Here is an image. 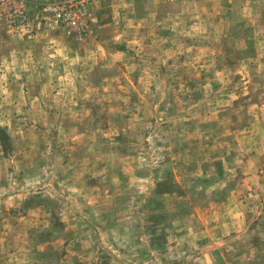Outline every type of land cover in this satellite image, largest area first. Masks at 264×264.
Listing matches in <instances>:
<instances>
[{"label": "rangeland", "instance_id": "obj_1", "mask_svg": "<svg viewBox=\"0 0 264 264\" xmlns=\"http://www.w3.org/2000/svg\"><path fill=\"white\" fill-rule=\"evenodd\" d=\"M25 1L32 28L0 24V264H264V0H97L72 34L46 11L68 0Z\"/></svg>", "mask_w": 264, "mask_h": 264}, {"label": "built area", "instance_id": "obj_2", "mask_svg": "<svg viewBox=\"0 0 264 264\" xmlns=\"http://www.w3.org/2000/svg\"><path fill=\"white\" fill-rule=\"evenodd\" d=\"M97 0H68L64 3L52 4L46 9L56 21V25L64 27L66 32L82 33L89 20L88 5ZM25 0H0V24L21 25L29 30L36 19L28 12ZM91 2V3H90ZM50 10V11H49Z\"/></svg>", "mask_w": 264, "mask_h": 264}, {"label": "crops", "instance_id": "obj_3", "mask_svg": "<svg viewBox=\"0 0 264 264\" xmlns=\"http://www.w3.org/2000/svg\"><path fill=\"white\" fill-rule=\"evenodd\" d=\"M102 1V0H101ZM101 1L99 2V3H95V8L99 5V4H101ZM94 8V9H95ZM93 9V10H94ZM97 18V17H96ZM91 21H95V18L94 17H92V19H91ZM56 30V29H55ZM91 30V29H90ZM92 31H89V33L87 34V36H89V34L91 33ZM94 32V31H93ZM64 33V32H63ZM65 34V33H64ZM66 35V34H65ZM86 36V37H87ZM80 42H83V41H80ZM81 47H83V46H81ZM68 50H70L69 51V53L67 54V55H73V56H76V57H82V56H84V55H87L88 53V51H71V49H68ZM235 226V225H234ZM214 243V242H213ZM201 244H202V242H201ZM218 246H223V245H226L229 249L228 250H230V248H232L233 247V245L235 244V239L234 238H231V236L229 237V238H225V239H221L218 243ZM214 247L215 246H217L215 243H214V245H213ZM217 246V247H218ZM206 247H209V246H206V245H198V253H197V258H198V260H200V258H204V257H206V255L208 254V253H210V256H209V258H207L208 260V262H214L215 261V259H214V257L211 255V251L209 250V249H206Z\"/></svg>", "mask_w": 264, "mask_h": 264}]
</instances>
